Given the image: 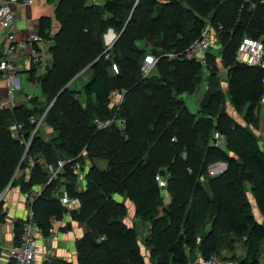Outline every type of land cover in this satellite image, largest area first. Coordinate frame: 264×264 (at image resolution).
<instances>
[{"label":"trees","instance_id":"obj_1","mask_svg":"<svg viewBox=\"0 0 264 264\" xmlns=\"http://www.w3.org/2000/svg\"><path fill=\"white\" fill-rule=\"evenodd\" d=\"M74 1L78 6L63 15L59 14L60 7L57 5L56 17L59 23L62 20L64 24L68 23V32L76 34L73 40L69 37L58 40L59 36L57 39L55 37V42L51 45V59L53 57L54 61L57 58L58 63L55 62L51 69L48 68L41 75L39 84L44 94L48 98H57V102L61 96L74 97L77 93L74 90H68L59 96V85H67L84 66L93 63L92 77L84 85V93L88 103H92L95 95L103 108L98 105L92 110H86L88 116L94 119L95 126L89 134L74 140L71 138V122L59 120L52 112L49 122L58 132V137L53 142L40 140L37 135H32L38 125L31 120L34 115L31 109L35 102L33 105L21 104L12 109H0V194L10 184L21 163V169H25L28 168V161L36 160L35 166L30 168L29 180H14L12 184L20 186L24 193H28L36 185L44 186L43 192L33 203V219L45 234L51 226V218L57 217L60 220L67 212L60 200L64 191L71 197L80 199V208L70 213L73 220L88 227L84 237L77 242L80 264H124L112 243L98 242L99 237L125 245L129 254L128 264L142 263L137 230L128 226L124 220L127 214L126 204L113 197L114 193L121 191H126L133 198L136 197L133 192L137 191L148 199V202L137 207V216L141 222L151 224L153 238L166 232L165 251L159 256L158 264H190L187 247L197 248L205 258L217 255L238 260L235 255H222L225 241L233 237L248 238L250 242H254L249 245L245 257L238 260L240 264H264L260 245L264 242V223L255 217L249 200L238 198L241 196V183H249L257 204L264 206V147L253 128L233 121L224 106L228 94L237 111L241 112L249 105L246 116L258 124V117L252 118L251 115L264 94V68L242 62L238 57V49L245 36L264 41L261 38L264 35V7L259 5L252 10L242 9L244 0H162L165 4H159L160 0H140L137 8L131 12L123 10L127 15V23L123 26L120 18L121 0H104L100 6L87 5L84 0ZM185 4L188 6L184 7ZM156 6L158 7L155 8ZM168 7H172L171 12L167 10ZM155 9L159 10L155 15L141 14L154 12ZM104 14H107L106 18ZM209 18L217 31L222 61L228 68L227 93L220 87H214L219 83V67L218 56L212 50L208 54L206 66L185 57L186 49L201 36ZM105 27L122 33L120 40L118 39L124 44L120 59L127 67L134 69L131 73V85H125L122 77L118 76L113 82L115 84L111 85L101 60L94 62L98 52L95 47H88L87 58L67 59V51H72L71 47L76 44L74 39L83 29H87L94 40L98 41ZM51 31V22L43 21L40 35L48 38ZM150 37L163 39L164 46L160 48L150 45ZM140 42L152 46L151 51L146 53L149 47H141ZM119 44H116L115 50H118ZM63 45L64 54L60 55ZM110 53L111 51L108 54ZM149 53L159 58L154 71H158L160 65L171 66L168 70L171 74H177L179 82L177 78L164 75L167 74L164 70L166 68H161V74L153 71L154 74L143 77L141 64ZM168 53L179 55L170 59L166 55ZM63 62L74 65L65 66L60 71L57 66ZM209 69V88L202 101L200 115L190 112L187 105L179 102L173 92L168 95L175 89L178 94L193 91ZM34 70L35 67L30 71L31 81H35ZM64 70L61 75L60 72ZM140 87L151 95L156 93L163 96L161 104H158L159 110L146 113L141 118L135 112V107L130 106L131 103L135 104L132 97ZM114 89L126 92L118 106V113L125 123L123 132L114 126L109 129V125L99 128L96 123L97 119L109 121L105 118L104 109L110 107ZM13 119L24 124V129L18 132V136L7 130ZM138 128L142 134L138 132ZM215 131L225 137L223 148H218L213 143ZM172 138L176 142H172ZM25 140L32 142L29 151ZM129 144L133 148H129ZM184 144L190 146L187 161L179 158L174 165L175 157L180 151L179 146ZM159 145L167 155L165 159L156 161V156L162 157L157 150ZM195 154L198 157L197 165L191 161ZM61 159L68 162L57 178L50 180L51 172L45 166L50 164L56 167ZM101 159L109 163L106 170L97 165V160ZM219 161L226 162L227 169L216 176H210L209 166ZM78 162L85 166L88 164L84 176L86 185L82 190L75 189L78 182L75 165ZM159 169L167 172L168 179L164 176L168 182L165 189L171 196L169 208L162 216L160 207L164 199L163 190L156 180V176L160 174ZM202 175H205L204 181L200 178ZM175 176L182 180V197H179L177 189L171 187ZM206 187L211 188L212 194L207 192ZM181 208L189 209L184 223L192 233L186 238L173 225L165 224L167 217L179 215ZM208 212L214 219V228L209 235L198 241V223L205 220ZM21 226L18 223V236L22 231ZM150 244L148 246L152 257H157L155 246L151 247ZM196 256L197 254L194 258ZM54 264L73 263L58 259Z\"/></svg>","mask_w":264,"mask_h":264},{"label":"rangeland","instance_id":"obj_2","mask_svg":"<svg viewBox=\"0 0 264 264\" xmlns=\"http://www.w3.org/2000/svg\"><path fill=\"white\" fill-rule=\"evenodd\" d=\"M56 1L58 2V5L60 7L59 14H61V15H63L65 12L69 11L70 9H74L78 6V3H76L74 0H56ZM84 2L87 5H98L99 4L98 6H100V3L103 4L104 0H84ZM120 2H121V4H120V8H121L120 18L123 20L122 25L124 26L127 23V21H126L127 15H126L125 11L123 12V10H128L131 12L133 9L137 8L140 0H121ZM159 4H165V3H163V1L160 0ZM187 6L188 5H186V4L184 5V7H187ZM157 7L158 6H156L155 8H157ZM167 10L169 12H171L172 7H168ZM158 11L159 10L155 9L154 12L147 11L145 13L144 12H142V13L140 12V13L145 14V15H147V14L148 15H155ZM188 16H189V14H188ZM106 17H107V14H104V18H106ZM62 23L64 24V20H62L59 23L58 27H56V29L54 31H51V36L48 37L51 39L52 44H53V42H55V37L57 39V37L59 36L58 40H60L61 38H67V37H69L70 40H73V36H75V34H76L73 31L68 32V29H67L68 23H66L64 25ZM69 26H72V25L69 24ZM118 35H120L119 31H114L112 28L105 27L102 31V35L99 36L98 41H96V40H94V36H92L87 29L86 30L83 29L81 31V34L78 37L76 36V38L74 39L76 44L71 47L72 51H67V53H66L67 59L68 58L73 59L76 57L77 58L79 57V59L80 58H82V59L87 58L86 55H89L88 53H86L88 47L89 46L95 47L98 50V52H97V56H96L97 58L94 60V62H96L97 60H101V63L103 64V69L107 72V74L110 77V80L112 82L111 85L113 86V84H115L113 82L116 81L117 76H118V78L122 77V81L125 82V85H127V84L131 85V82H132L131 73L134 69L127 67L126 64L123 63L122 60L120 59V54L122 53V48L124 47V44L122 43V41L119 42L120 39L115 42ZM261 38H264V35ZM65 41H64V43H65ZM114 42H115V44H113ZM118 43H120L118 45V50H115V46ZM148 43L150 45H153L154 47L162 48L164 46V40L163 39H154V38L150 37L148 39ZM140 46L145 47V48L149 47V45H147L145 42H140ZM60 49H61V51L59 52V54L63 55L64 52L62 51V49H65L64 45ZM120 49H121V51H120ZM212 50L214 52H216V51L220 52L221 46L218 43H215L213 45ZM110 51H111V53L108 54ZM150 51H151V48H148L146 50V53H148ZM55 62L58 63L57 58H55V60L53 61V57H52V59L49 61V64L46 67L47 69L45 70V73L47 72V70H49L53 67V64ZM218 64H219V62H218ZM71 65H74V64L71 62H63L61 65L57 66V68L60 69V71H61L65 66H71ZM92 65H93V63L84 66L67 85H65V86L59 85L60 86V87H58V93H59L58 95L59 96H61V94H63V92L65 93L68 90H74V92L76 91L77 93L74 95V97H69L67 95L65 97H63V96L59 97L58 96L59 97L58 102H57V98H54V99L48 98V96L44 94L43 88L40 87V85H37L36 81H34V80H33V82L29 81L28 77H27L28 76L27 72H21L20 73L21 74L20 78H21L22 85H23V92L19 93V91H18L17 97H19L21 101H17V103H15L16 105L14 107L21 105V104L33 105V102H35L32 109H31V112L34 114L31 120H32V122L36 121L38 123V126L34 130V132L32 134L33 136L37 135L40 138V140H46L49 142H53L54 140L57 139L58 132L54 129V127L49 122V118H50L52 112H54L53 116H56L59 120H66L68 122H71V129L73 132L71 134L72 135L71 138L73 140L75 138H82L83 136L89 134L90 130L93 129V127L95 125H94V119L92 120V118H90L88 116V114L86 113V110L87 109L92 110L93 108L97 107L98 105H100L99 108H103L101 106L100 100L97 99L95 95H93L92 103H88L86 94L84 93V85L92 77V73H93ZM159 67H161L163 69L166 68L164 70H165V72H167V74H164V75H167L169 78H173V79L177 78V74H171L170 71L168 70L171 68V66L165 67L164 65H160ZM161 68H159L158 71L155 70L154 73L157 74L159 72L161 74L162 73ZM210 71H211V69H209L208 72H206L205 75L202 76L201 82L195 86V89L193 91L182 92V93L178 94L176 89H175V90H172L171 93H168V95L172 94V92H173V94L176 96V99H178L179 102L181 101L184 104H186L190 112H192L193 114L200 115L201 104H202V101L204 100V98L206 96L207 91H208L207 88H209L210 78L208 75H210ZM54 72H55V69H54ZM64 72H65V70L60 72V74L62 75ZM177 79L179 82V78H177ZM219 80H220V78H219ZM190 87H192V85H190ZM167 90H170V89L167 88ZM125 93L126 92H124L123 90L121 91V90H117V89H114L112 91V102L110 104V107L104 109L105 110V114H104L105 118L107 120H109L106 122H110V124L108 126L109 129H111V127L114 126L115 129H117V130L120 129L123 132V129L125 127V123H124L123 119L121 118V114L118 113V109H119L118 106L120 103H122V100L124 98ZM161 99L163 100L162 95H159L156 93L151 95V93L145 91V89L143 87H140L137 90L135 96L133 95V97H132V100L135 104L131 103L130 106L135 107V109H134L135 112L138 114V117L141 118L146 113H150L152 111L154 113L157 110H159L160 106H158V104H161L160 103ZM224 106H225V110L231 116L233 121H236L240 125H244V126H248L250 128H253V131L255 132V134L258 136V138L260 140V144L264 147V133L261 131L260 119L257 118L258 115H256L258 108H260V104L258 105L257 108L253 109V114L251 115L252 118L258 119V124L256 122H253V120H251L250 118H249L250 120L247 118V116H246L247 108L246 107L241 112H239L235 109L234 106L230 105L228 102H226ZM9 109H12V108H9ZM97 120H100V119H97ZM96 123H97V121H96ZM229 123L230 122H228V124ZM20 125H22L21 128L19 127ZM20 129H24V124L19 123V121L16 119H13L9 123L7 130L9 132L13 133L14 136L15 135L18 136V132L21 131ZM37 131H38V134H36ZM138 132L141 133L139 128H138ZM139 136H140V134H139ZM185 136L187 137L186 133H185ZM173 138H172V142H176L175 141L176 139H173ZM188 139L189 138L187 137V140ZM24 143L26 144V149L29 151L31 148V144H32L31 140H25ZM134 145H137V143H135ZM129 148H133V146L129 144ZM157 150L159 151V154L162 157L156 156V158H155L156 161L159 159H165L167 154L163 153V151L161 149V145H159V148L157 147ZM179 150H180L178 152L179 154H177L175 157L174 165H176L177 161H179V158H182L183 160L187 161L186 160L188 158L187 153L190 151V146L187 144H184L182 146H179ZM25 156H26V154L24 155V158H25ZM197 158L198 157L196 154L194 156H192V158H191V161L194 165H197V163H198ZM40 163H42V166H43V162L40 161ZM215 163H217V162H215ZM223 163L227 164L226 162H223ZM35 164H36V160L31 159V161H28V168L21 169V167H18L19 169L15 173V175L12 178L10 183H13L14 180H16L18 182V180L23 179V178L25 181H28L29 177H30V172H31L30 168L34 167ZM21 165H22V163H21ZM97 165L102 170H106L109 166V163L107 161L101 159V160H97ZM212 165H213V163H212ZM86 166H88V164ZM160 169L158 172L161 175L167 177V172L165 170H160ZM167 179H168V177H167ZM181 181L182 180L180 177L175 176L173 179V184L171 183V187H173V189H177V191L179 193V197H182L183 192H184L183 187L181 185ZM82 183H83V186H82ZM85 185H86V182L84 179L81 182H77L75 189L82 190L85 187ZM34 187H36V189H38L37 185ZM250 188L251 187H250L249 183H245V182L243 183L242 182L240 185L241 196L238 198L240 200L245 199V198L247 200H249L252 203V206H253L252 211H253L255 217L257 218L258 221H260L261 223H264V206H259L257 204L256 200L253 197L252 190ZM206 190L209 194H212V190L210 187H206ZM38 193L39 192L37 190L36 194L38 195ZM167 193L169 195V192L166 191L165 189H163L162 195H163L164 201L162 200V204L160 207V211H161L160 216L166 214V209L169 208L168 202L170 201L171 198L169 199L170 195H169V197L166 196ZM133 194H135L136 197L133 198L131 195H128L126 193V191H123V192L121 191L119 193H114L113 197L118 201L124 202L126 204V207H127L126 202H128L129 205L131 206V213H129L128 207H127V214L125 215L124 220L128 226L135 227L137 230V235H138L137 244L140 248L141 255H142V263L141 264H158L159 256L164 254V251H165V243L167 240L166 239V232L164 234H161L160 236L153 238V235L151 234V224H145V223L141 222V220L137 216V207H139L142 203L144 204L145 202H148V199H146L145 197H142L141 194H139V192H137V191L133 192ZM129 196L131 199L129 198ZM187 213H189L188 208H184V209L181 208L179 210V215H173L171 218L167 217V220L165 223L166 225L167 224L173 225V228H175V230H177V232L182 234L185 238L187 236H189L190 233H192V232H190V229L188 227H185L184 220H185V216L187 215ZM209 213L210 212H208V215L206 216V218L203 222L198 223V228H197L198 233H197V237H196L198 241L202 237H205L214 228V221H213L214 219H213V217L209 216ZM74 221L75 220H73L72 217H70V222H74ZM75 222H78V221H75ZM165 224H164V226L167 228V226ZM82 234L83 233H81V236L79 239L84 237L85 234L83 236H82ZM102 241L112 243L111 245L114 246V248L118 254L119 259L124 264H128L129 254H128V248L125 245L117 244L116 242L114 243V241H112V240L108 241V239L105 237H99L98 242H102ZM147 243L148 244L151 243L150 244L151 247L155 246L156 254H158L157 257L156 256L152 257L151 250H150ZM252 243H254V242H250V239H248V238H244V239H237L235 237L230 238V239L225 241V246H224V250L222 252V255H223V257H229V256L235 255V257L241 261L245 257L249 245ZM260 245H261V249H262V254H264V242H261ZM187 248H188L187 251H188V255L190 257V260H192L196 254L202 253L200 250H197V248L196 249L195 248L192 249L191 247H187ZM77 263L80 264L79 259H78Z\"/></svg>","mask_w":264,"mask_h":264},{"label":"built area","instance_id":"obj_3","mask_svg":"<svg viewBox=\"0 0 264 264\" xmlns=\"http://www.w3.org/2000/svg\"><path fill=\"white\" fill-rule=\"evenodd\" d=\"M17 1L18 0H0V26L5 29V37L11 41V45L7 48L6 53L7 56H11L16 54V52L19 50L26 48V46L30 43L42 42V53L40 56L35 58L33 62L35 67V81L38 83L41 75L45 72L49 61L51 60V39L41 35H31L28 40L18 41L16 39V17L15 10L12 8L11 2ZM26 2H31V0H26ZM259 5L264 7V0H244L241 8H248V10H252L253 8L259 7ZM217 42H219L217 31L214 28L211 19L209 18L201 36L186 49L185 57L189 60H196L202 65L206 66L208 62V54L212 50L213 45ZM166 55L170 59H173L179 54L168 53ZM238 57L246 64L257 65L264 68V41L262 39H255L245 36L239 45ZM158 61L159 58L151 53L144 57L141 64V72L143 77H148L153 73ZM18 68L17 62L8 57L0 60L1 77L8 81V96L0 102V109L14 107V100L18 91L21 89L19 83L20 80L17 75ZM259 103L264 104V94L260 98ZM97 123L99 128H103L110 124V122H103L100 120H97ZM21 126L22 125L19 127L21 128ZM213 143L216 147L223 148L225 145V137L219 131H215ZM67 162L68 160L61 159L58 161V165L55 168H51L50 180L57 178ZM226 169L227 164L220 161L210 165L208 173L210 176H216L220 173H223ZM75 171L77 172L78 176L81 177L83 174L87 173V166L78 162L75 165ZM200 178L202 181L205 180V175H202ZM156 180L158 181L160 188L165 189L167 187L168 182L166 177L163 175L158 174L156 176ZM41 192L42 190H39L38 195ZM2 200L3 195L0 196V202ZM61 202L63 206L67 208V212L65 213L66 215L79 208V199L71 197L67 191H64L61 197ZM33 217L34 211L33 209H30L29 215L23 223L22 231L19 234L17 240L8 247L0 245V250L5 253L9 264H34L37 256H39L41 248L37 242V239L41 233H44V231L34 221ZM59 222L60 220L57 217L51 218V226L48 230L49 235L55 234L56 226ZM190 264H240V262L236 259H225L217 255L205 258L199 253L191 260Z\"/></svg>","mask_w":264,"mask_h":264},{"label":"crops","instance_id":"obj_4","mask_svg":"<svg viewBox=\"0 0 264 264\" xmlns=\"http://www.w3.org/2000/svg\"><path fill=\"white\" fill-rule=\"evenodd\" d=\"M58 2L56 0H18L17 2H11L12 8L15 10V30L16 39L28 40L31 35H40V26L43 21H50L52 25V31L59 25V21L56 17V9ZM51 36V33H50ZM11 45V41L5 37V29L0 26V54L2 59L10 58L17 62L18 69L17 75L20 80L21 89L19 93L23 92V85L20 78L21 72H27L28 80H30V71L33 69L34 59L41 55L43 48L42 42L30 43L26 48L19 50L16 54L7 56V48ZM52 45V43H51ZM152 48V46H149ZM212 52L218 56L217 61L219 62L218 70V84L216 87L222 88L226 93L228 90V68L222 61L221 51ZM222 74V75H221ZM223 79H222V78ZM33 82V81H31ZM37 85H40L39 82ZM213 87V88H214ZM208 89V88H207ZM206 93V92H205ZM205 95V94H204ZM8 96V81L5 78H0V102ZM227 102L231 104L229 96L227 94ZM21 101L16 96L14 102ZM14 103V106L16 105ZM233 106V105H232ZM249 105L246 106L248 109ZM261 123V131L264 133V105L260 104V108L256 112ZM21 167V164L20 166ZM52 165H47L46 168L51 172ZM55 168V167H54ZM19 169V168H18ZM18 171V170H17ZM62 172V171H61ZM85 176V174H83ZM78 176V182L84 180V176ZM83 186V183H82ZM31 188L28 193H24L20 186L13 185L10 183L0 194L3 195V200L0 202V245L8 247L17 240L18 236V223H21V230L25 219L29 215V210L33 209V203L36 200V192L44 189V186L37 185ZM163 190V189H162ZM166 190V189H165ZM41 192V193H42ZM168 193H167V195ZM60 196V200H61ZM77 198V197H74ZM171 196L169 197V199ZM79 199V198H78ZM171 201V199H170ZM168 202V204L170 203ZM127 207L129 213H131V206L128 202ZM81 201L79 199V208ZM78 208V209H79ZM77 210V209H76ZM74 211V210H73ZM71 211V212H73ZM70 214H65L60 222L56 226V232L54 235L48 233H41L38 236L37 242L41 248L39 256H37L34 264H54L55 260L63 259L73 264H78L77 255V242L81 236L88 231V227L80 222H70ZM21 233V232H20ZM19 233V234H20ZM0 264H9L8 258L5 253L0 250Z\"/></svg>","mask_w":264,"mask_h":264},{"label":"water","instance_id":"obj_5","mask_svg":"<svg viewBox=\"0 0 264 264\" xmlns=\"http://www.w3.org/2000/svg\"><path fill=\"white\" fill-rule=\"evenodd\" d=\"M125 29V28H124ZM124 31V30H123ZM122 34V33H121ZM121 34L120 35H118V37H117V39L115 40V42L120 38V36H121ZM115 42L113 43V44H115ZM112 44V45H113ZM109 49V48H108Z\"/></svg>","mask_w":264,"mask_h":264}]
</instances>
